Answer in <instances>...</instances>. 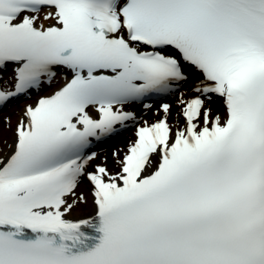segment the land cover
<instances>
[{
	"label": "snow or ice",
	"instance_id": "1",
	"mask_svg": "<svg viewBox=\"0 0 264 264\" xmlns=\"http://www.w3.org/2000/svg\"><path fill=\"white\" fill-rule=\"evenodd\" d=\"M33 93L0 157V264H264V0H0V111Z\"/></svg>",
	"mask_w": 264,
	"mask_h": 264
},
{
	"label": "bare ground",
	"instance_id": "2",
	"mask_svg": "<svg viewBox=\"0 0 264 264\" xmlns=\"http://www.w3.org/2000/svg\"><path fill=\"white\" fill-rule=\"evenodd\" d=\"M62 82H63L62 78H58V80L54 83L53 88L59 87L62 84ZM187 87H189V85H186L185 88L183 89V91ZM26 103H32V101L31 100H27V101H24L23 103H20L18 105L12 106L7 111H5L6 113L4 115H2V117H1V120H0V157H2L8 151L7 147L5 146V144L3 142L7 141L10 144V143H12V140H13L12 129H11V132L10 131L6 132L5 129H4V128H7V126L4 124V118L5 117H11L12 127L14 128L15 124H16V121L18 119L19 112L22 109V107L24 106V104H26ZM162 103L173 104L174 105L173 111L176 110L175 109L176 98L160 102L159 104L157 103L156 105L152 106L151 110H146V109H144L143 106H135V107L132 106V107H127V108L130 111L136 112L138 117H140L141 119H149V120H151V119L155 118L154 112L156 111V109L159 108V106ZM129 131L128 130L126 131L127 133H126L125 138H123V140H120V142H118V144L116 145L115 148H113V150L124 149L125 146L128 144V142L130 140H133L132 136L130 135L131 132H129ZM113 150L112 151L111 150L107 151V152L103 153L102 155H100L97 158V160L95 161L94 165L98 164V163H101L103 161V159L105 157H107L108 158V166L110 168H114V164H113V161H112V155H111ZM87 189H88V185L84 182V184H81L79 191L85 192V194H87ZM84 206L89 212H92L93 208H92V203H91V197H89V200H88L87 204L80 205L79 208L78 207L77 208L78 209L84 208Z\"/></svg>",
	"mask_w": 264,
	"mask_h": 264
},
{
	"label": "rangeland",
	"instance_id": "3",
	"mask_svg": "<svg viewBox=\"0 0 264 264\" xmlns=\"http://www.w3.org/2000/svg\"><path fill=\"white\" fill-rule=\"evenodd\" d=\"M36 99V96L35 97H33V100H32V102H34V100ZM22 103V102H21ZM6 112H4V113H2L1 115H0V120H1V117H2V115H4ZM5 129V131L6 132H8V131H10L11 132V129L13 130L14 128L12 127V128H4ZM3 129V130H4ZM112 151V150H111ZM97 160V159H96ZM95 160V161H96ZM95 161H93L92 162V164L93 163H95ZM82 184H84V183H82ZM79 208V207H78ZM78 208H76L75 209V211L72 213V215L75 217V216H81V215H85V214H87V213H90L86 208H85V206H84V208H80V209H78Z\"/></svg>",
	"mask_w": 264,
	"mask_h": 264
}]
</instances>
